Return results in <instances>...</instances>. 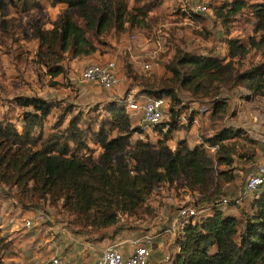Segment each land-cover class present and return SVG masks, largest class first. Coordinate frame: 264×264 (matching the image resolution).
<instances>
[{
  "label": "trees",
  "instance_id": "16d2710c",
  "mask_svg": "<svg viewBox=\"0 0 264 264\" xmlns=\"http://www.w3.org/2000/svg\"><path fill=\"white\" fill-rule=\"evenodd\" d=\"M47 1L52 7L66 6L58 21L51 29H42L33 21L28 27L31 37L40 43L42 57L55 62L57 53H92L95 46L86 37L87 32L100 36L109 27L124 32L127 24L137 23L138 15L145 16L149 11L147 6L140 5L141 0ZM9 7L28 14L39 9L41 1L0 0V32L7 31L10 21L5 18V11ZM244 8L251 9L255 16V36L248 39V44L260 52L262 61L235 74L232 62L244 56L247 49L231 38L227 39L226 63L206 55L175 53L166 65L171 84L147 91L148 95L170 99L169 119L155 126V142L142 139L144 131L133 126L124 98L113 99L107 105L105 121L93 120L87 130L80 128V118L76 116L60 129L64 122L61 114L46 131L44 125L52 104L37 96L15 97L14 105L23 108L19 123L0 119V187H16L24 196L32 191L53 202L62 200L97 228L115 224L121 214L135 213L163 186L175 185L213 198L221 182H231L234 162H254L259 145L264 144L242 130L230 128H223L193 146L181 138L171 149L167 139L181 120V100L176 89L191 96L207 95L217 81L243 84L252 94L264 97V1L250 5L244 0L224 2L218 15L227 24ZM74 17L81 22L77 23ZM55 66L53 76L63 70L62 65ZM225 110V103L216 102L212 119H221ZM193 121L190 115L188 125ZM98 123L99 128L95 129ZM87 137L101 150L97 156L92 155ZM204 144L217 145L215 154ZM248 195L252 196L248 199ZM222 199H211L208 212L201 217L181 220L174 237V251L164 258L167 264H264V186L250 193L243 189L238 196L228 198L226 205L221 203ZM244 201L248 203L247 209L238 208ZM1 229L0 223V264H5L8 243Z\"/></svg>",
  "mask_w": 264,
  "mask_h": 264
},
{
  "label": "rangeland",
  "instance_id": "374dc122",
  "mask_svg": "<svg viewBox=\"0 0 264 264\" xmlns=\"http://www.w3.org/2000/svg\"><path fill=\"white\" fill-rule=\"evenodd\" d=\"M40 1L41 7L28 14L9 7L5 11V18L10 21L7 31L0 32V119L4 117L17 124L23 108L15 106L13 99L37 96L53 106L45 121L46 131L61 114L64 122L60 129L76 116L80 118V128L87 130L93 120H99V123L105 121L107 105L113 99H122L131 93L148 95L149 90L171 84V73L166 65L177 52L206 55L226 63L229 38L237 39L247 49L244 56L232 62L235 74L262 61L260 52L248 44V39L255 36V16L251 9L244 8L227 24L218 15V8L224 2L235 0H194L208 6L207 12L197 16H190L187 3L193 0H141L140 5L144 4L149 11L145 16L138 15L137 23L127 24L124 32L111 27L100 36L87 32L86 37L95 46L92 53L79 56L57 53L55 62L42 57L40 43L31 37L28 24L33 21L42 29H51L66 6L57 4L52 7L47 0ZM244 1L250 5L264 0ZM184 3L187 5L183 8ZM132 6L130 1L129 8ZM74 19L77 23L81 22L77 17ZM143 53H156L151 69L147 71L139 64ZM110 61L115 63L120 79L117 87L106 90L97 84L81 81V71L87 65ZM55 65L63 67L57 76L51 74ZM176 93L181 100L182 111L178 129L171 132L167 139L171 149L181 138L193 146L223 128L242 130L256 140L258 136H264V99L252 94L243 84L215 81L207 95L191 96L177 89ZM216 102L225 103L226 110L221 119L213 120L211 115ZM169 105L170 99L167 98L163 121L169 119ZM203 107H207V111H202ZM190 115H193L194 121L188 125ZM139 120L140 113L131 118L133 126L140 127ZM99 123L95 129L99 128ZM140 136L151 142L158 138L152 131H144ZM87 144L93 156L101 151L88 137ZM259 147L262 148L255 155L254 162L248 159L234 162L230 170L231 182H221L219 192L211 199L232 198L243 191L247 176L255 172L262 161L260 156L264 154L260 152H264V147ZM220 168L224 169V166ZM31 185L32 182L29 183ZM251 196L248 195V199ZM211 199L209 195L192 193L175 185L163 186L135 213L121 214L115 224L97 228L90 225L83 213L65 206L62 200L53 202L32 191L24 196L16 187L1 186L0 221L5 222L7 212L20 213L17 226L6 223L1 229V235L8 243V252L3 260L5 264H44L51 256H62L70 264H92L105 247L119 244L128 251L132 238L144 233L151 235L162 225H168L167 214L170 212L173 215L172 211L175 212L183 204L193 205L200 211L197 218L201 217L208 212ZM169 205H172V210ZM247 207L246 201L238 206L243 210ZM223 208L226 210L228 207ZM37 214L43 215L40 222L30 228L21 226L22 218H34ZM177 232L178 229L175 234ZM174 237L169 235L154 239L150 264H167L164 258L174 251Z\"/></svg>",
  "mask_w": 264,
  "mask_h": 264
},
{
  "label": "built area",
  "instance_id": "2783aa9c",
  "mask_svg": "<svg viewBox=\"0 0 264 264\" xmlns=\"http://www.w3.org/2000/svg\"><path fill=\"white\" fill-rule=\"evenodd\" d=\"M189 10L194 14H203L208 11V6L198 3V1H190L187 3ZM184 3L183 8L185 5ZM156 57V53L142 54L140 56L139 64L145 71L151 69L152 61ZM81 81L99 85L101 88L110 90L117 87L120 79L117 74L115 63L110 61L106 63H92L87 65L80 74ZM126 109L130 118L140 113L139 125L143 131H154L155 126L161 124L164 120V109L167 105L166 98L155 97L151 95H135L134 93L127 95L124 98ZM202 111H207V107L201 108ZM164 130V128H162ZM260 141L264 144V136L260 137ZM207 150H210L212 155L217 151L218 146H210L204 144ZM264 186V162L257 166L255 172L249 174L244 184V192L250 193ZM229 202L228 198L221 200V203L226 205ZM203 211V210H201ZM200 214L193 205L183 204L172 215L168 225L157 230L153 234H141L130 240V249L127 251L119 244L105 247L99 256L94 259L92 264H149V259L152 253V246L154 239L162 236L175 235L176 230L181 225L182 219L197 218ZM13 211L6 213V219L0 221L1 227L6 225L17 226L18 216ZM43 219L42 214H37L34 218H22L21 226L30 228L36 222ZM5 223V224H4ZM44 264H70L62 256H51Z\"/></svg>",
  "mask_w": 264,
  "mask_h": 264
},
{
  "label": "crops",
  "instance_id": "0c3cea01",
  "mask_svg": "<svg viewBox=\"0 0 264 264\" xmlns=\"http://www.w3.org/2000/svg\"><path fill=\"white\" fill-rule=\"evenodd\" d=\"M263 99H264V97H262ZM259 141H260V137L258 136V138H257ZM260 150H261V148H260ZM258 152H259V150H258ZM261 154H264V152H260ZM260 158L262 159V161L259 163V164H261V163H263L264 162V155L263 156H260ZM258 164V165H259ZM244 200V199H243ZM247 203V202H246ZM242 205H244V202L243 203H241ZM169 208H171L172 209V205H169ZM173 212V211H172ZM171 214V215H170ZM169 215V216H168ZM167 222H169V220H170V217H172V213H168L167 214ZM164 226H166L165 224L164 225H162L161 227H164Z\"/></svg>",
  "mask_w": 264,
  "mask_h": 264
}]
</instances>
